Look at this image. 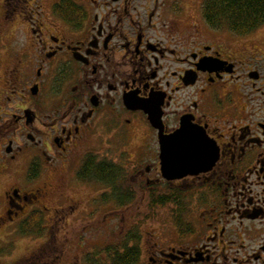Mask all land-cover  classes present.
<instances>
[{"label":"flooded vegetation","instance_id":"af4514ba","mask_svg":"<svg viewBox=\"0 0 264 264\" xmlns=\"http://www.w3.org/2000/svg\"><path fill=\"white\" fill-rule=\"evenodd\" d=\"M204 2L2 0L0 178L23 179L0 205V225L15 224L8 234L35 212L140 203L160 222L117 227L111 247L136 249L135 264H264V50L210 28ZM183 127L202 139L199 172L169 181L161 140ZM88 155L119 165L133 197L103 202L111 189L77 177ZM73 166V187H103L86 209L48 183ZM48 196L63 206H44Z\"/></svg>","mask_w":264,"mask_h":264},{"label":"rangeland","instance_id":"374dc122","mask_svg":"<svg viewBox=\"0 0 264 264\" xmlns=\"http://www.w3.org/2000/svg\"><path fill=\"white\" fill-rule=\"evenodd\" d=\"M1 2L2 0H0V9L1 13H3ZM2 34L3 28L0 25V49H2L0 53L5 51V48H3L5 42L1 38ZM243 37L246 40L244 43L249 49L252 47H262L264 50V25ZM8 64L7 57L0 56V76H4L2 72L5 71L6 66L9 67ZM0 79L4 80L2 77ZM75 170V166L70 169L63 167V169L58 170L59 172L53 174L52 179L48 183L62 184L60 187L63 188L66 193L65 195L73 199H80L81 206L86 209L85 204L89 199L88 197L96 195V193L98 194L99 190V192L103 191V187L98 185L73 187L71 176ZM21 177V173H16L7 175L4 179L0 178L1 206L4 203L3 195L11 185L21 188L23 180ZM128 182L130 185L133 180L127 179L124 186L127 187L128 185L125 184H128ZM133 186L131 184V187ZM27 188L28 186H25V189ZM50 189L55 190L56 188L53 186ZM140 197L142 201L141 192L139 193ZM58 199L64 201L60 197ZM58 199H51L48 196L45 198L43 205L59 209L63 206V203ZM137 202H140L139 199ZM111 205H101L100 213L97 215H93L87 210L86 213L81 211V214L76 213L75 215H63L59 213L51 216L47 214L42 218V233L34 234V236H22L20 233L8 234L7 232H11L14 229L15 224L7 227L10 228L9 230L0 225V264H41V262L35 263L37 260H41L43 263L46 262V264H87L85 259L89 254H94L96 255V260L105 262V250L113 247L112 244L116 246L121 245L120 240L122 236L120 234V238L118 237L116 233L118 231L117 227L122 226L127 229V226L135 225L140 230L141 228L151 230V228L156 227L160 222L159 217L161 216L162 218V215H164L159 209H150L148 211L145 209L146 206L140 203L139 205L134 203L125 211L110 213L118 210ZM3 213V209L2 211L0 210V216ZM114 215L115 220L111 218ZM112 221H115V223H111ZM113 226H115V232L112 229Z\"/></svg>","mask_w":264,"mask_h":264},{"label":"trees","instance_id":"16d2710c","mask_svg":"<svg viewBox=\"0 0 264 264\" xmlns=\"http://www.w3.org/2000/svg\"><path fill=\"white\" fill-rule=\"evenodd\" d=\"M201 15L203 21L214 30L224 29L237 36H245L264 25V0H205L201 7ZM81 166L77 172L79 179L98 182L111 189V194L101 196L103 202L114 199L119 204H123L129 200V197H133L128 191V186H124L127 179L119 165L106 160L96 161L94 157L88 155ZM167 201L168 198L163 201L153 200L157 205ZM42 218L40 212L25 218L19 226V233L30 236L41 234ZM107 250L108 262L96 260L94 254H89L85 261L87 264H135L138 261L139 254L136 249L125 248L124 251H119L109 248Z\"/></svg>","mask_w":264,"mask_h":264},{"label":"water","instance_id":"95a60500","mask_svg":"<svg viewBox=\"0 0 264 264\" xmlns=\"http://www.w3.org/2000/svg\"><path fill=\"white\" fill-rule=\"evenodd\" d=\"M174 138H165L162 141V173L166 180L181 179V177L196 174L195 169L198 159L201 156L199 150L202 139L195 136V133L183 127ZM173 142H178L179 148H171Z\"/></svg>","mask_w":264,"mask_h":264}]
</instances>
